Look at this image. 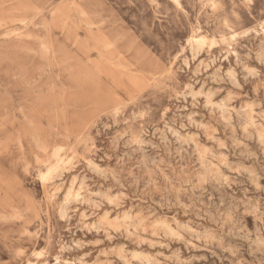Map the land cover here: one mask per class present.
Wrapping results in <instances>:
<instances>
[{"label": "rangeland", "instance_id": "1", "mask_svg": "<svg viewBox=\"0 0 264 264\" xmlns=\"http://www.w3.org/2000/svg\"><path fill=\"white\" fill-rule=\"evenodd\" d=\"M0 264H264V0H0Z\"/></svg>", "mask_w": 264, "mask_h": 264}, {"label": "bare ground", "instance_id": "2", "mask_svg": "<svg viewBox=\"0 0 264 264\" xmlns=\"http://www.w3.org/2000/svg\"><path fill=\"white\" fill-rule=\"evenodd\" d=\"M196 36H198V35H196ZM203 39H201V38H196V37H193V43H196V44H198V43H200L201 41H202ZM61 150V147H57L56 149H55V151H54V154L52 155V159H53V162L52 163H50L51 165V167L49 168V171H48V173L44 176V180H47V181H49V179H47L49 176H51V174L52 173H54L55 172V170H57L58 169V167L60 166V153H59V151ZM61 160H62V157H61ZM62 163V162H61ZM65 166V165H64ZM66 166H67V163H66ZM219 168V167H218ZM60 171H61V169H60ZM53 176H55V174H53ZM83 182V181H82ZM261 212V211H260ZM262 213V212H261ZM177 219V218H176Z\"/></svg>", "mask_w": 264, "mask_h": 264}]
</instances>
